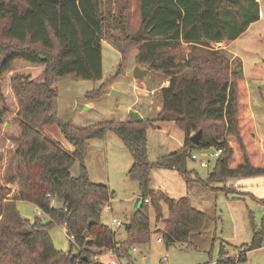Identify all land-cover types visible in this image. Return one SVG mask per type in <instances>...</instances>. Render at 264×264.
Listing matches in <instances>:
<instances>
[{"label": "trees", "instance_id": "obj_1", "mask_svg": "<svg viewBox=\"0 0 264 264\" xmlns=\"http://www.w3.org/2000/svg\"><path fill=\"white\" fill-rule=\"evenodd\" d=\"M102 2L0 0V123L11 119L13 123L5 129H15L19 138L15 149L17 189L11 199L0 196V264H103L99 255L107 249L127 255L131 245L148 240V203L153 205L155 220L163 223L155 230L161 231L159 237L166 243L189 245V233L199 231L205 220V213L194 208L187 196L174 198L148 187L153 166L146 142L150 118L111 119L87 126L56 118L54 81L68 75L88 80L102 77ZM234 3L138 0L135 61L168 78V84L159 89L161 108L155 117L175 120L184 132L183 146L155 164L174 168L188 178L186 159L193 150L220 148L206 180L196 172L192 177L207 186L228 177L264 176V139L254 126L243 71L239 63L232 65L222 49L258 17V7L251 0L256 16L228 34L222 11ZM124 40L131 44L132 38L112 37V45L122 56L127 46L119 41ZM208 123L216 125L209 128ZM52 124L59 127L72 149L45 134V127ZM198 129L202 133L194 145L190 135ZM106 130L115 132L130 151L133 162L128 174L140 188V206L123 223L126 239L121 242L100 220L112 191L105 183L91 181L83 162L87 140L102 137ZM76 161L78 174L72 176L70 168ZM8 190L0 185L1 195ZM53 199H59L61 205H53ZM17 200L33 203L48 220L22 217ZM160 201L166 204V216ZM59 224L70 239L67 251L57 249L49 235V229ZM263 240L264 222L253 228L250 244L234 255H226L221 243L214 264L243 261L246 251L259 247Z\"/></svg>", "mask_w": 264, "mask_h": 264}, {"label": "rangeland", "instance_id": "obj_2", "mask_svg": "<svg viewBox=\"0 0 264 264\" xmlns=\"http://www.w3.org/2000/svg\"><path fill=\"white\" fill-rule=\"evenodd\" d=\"M232 1L235 6L225 7L222 11V20L228 34L234 33L250 17L256 16L253 15L254 4H251V0ZM260 3L264 14V0ZM256 6L261 8L258 3ZM101 11L105 17L101 43L102 77L99 80H88L68 75L54 81L52 87L57 91L56 118L75 126H87L100 121L118 120L120 117L124 119L127 115L131 118L150 117L146 142L148 161L153 166L148 187L162 190L174 198L185 195L194 208L205 213L201 229L189 233V245L180 241L156 242V238L162 236V233L155 229H161L163 223L155 220L153 205L148 203V240L133 244L136 251L128 250L127 255L120 257V262L214 264L221 243L227 251L226 255L236 254L241 246L250 244L253 228H259L264 222V176L228 177L221 183H211L207 186L192 177L196 172L202 180H206L214 165L213 159L209 160L208 166L202 167L197 161L187 157L186 167L190 176L188 178L174 168L156 166L155 162L160 157L182 147L184 132L175 120L156 119L155 108L160 100L157 90L148 96H139L138 101L136 99L135 83L138 87L145 83L148 88H157L161 81L158 73L135 61V40L138 41L140 31L138 0H103ZM126 35H130L132 41L131 44L126 42L127 40L119 41L123 42L121 45L127 46V52L122 56L112 45V37L122 39ZM230 49L237 51L240 56L241 62L238 61L243 68L254 126L258 135L264 139V16L254 21L243 35L232 40ZM136 66L149 72L141 78H134L133 70ZM111 91H116L117 94L114 95ZM92 92L95 93L91 97ZM12 123L11 119L0 123V185L9 189L0 196L7 199H11L17 189L15 149L19 138L15 129L13 132L5 129ZM207 125L213 128L216 124ZM44 132L61 142L66 149H72V145L64 138L56 124L45 127ZM206 150L212 152L213 148ZM83 162L88 178L93 182L105 183L112 191L109 205L102 210L100 220L115 231L117 242L124 241L126 231L123 223L130 220L132 209L141 201L138 197L139 185L128 174L133 162L130 151L115 132L106 130L102 137H91L87 140ZM78 170L79 162L76 161L70 168L71 175L77 176ZM52 204L59 206L61 201L53 199ZM159 204L163 215L166 216L165 202L160 201ZM16 208L22 217L29 220L35 217L43 222L48 220L31 202L17 200ZM111 217H117L122 224L111 225ZM49 235L57 249L69 250L70 239L62 224L51 227ZM109 256L104 250L99 259L106 263ZM236 264H264V240L259 247L246 251V258Z\"/></svg>", "mask_w": 264, "mask_h": 264}, {"label": "crops", "instance_id": "obj_3", "mask_svg": "<svg viewBox=\"0 0 264 264\" xmlns=\"http://www.w3.org/2000/svg\"><path fill=\"white\" fill-rule=\"evenodd\" d=\"M256 1V3H258V6H260L261 8H259L258 7V17L255 19V20H253V21H251V22H249L248 24H247V26L245 27V29L242 31V32H240L235 38H237L238 36H241V35H243L245 32H246V30L253 24V22L254 21H256L258 18H261V17H263L264 16V14H263V10H262V5H261V0H255ZM260 16V17H259ZM234 38V39H235ZM233 39V40H234ZM103 41H105V40H103ZM231 42V41H230ZM230 42L226 45V46H223L222 47V49L225 51V53L229 56V58H230V61H231V63H232V65H234V64H237V63H239L240 64V62H241V59H240V56H239V54H238V52L237 51H235V50H231L230 49ZM238 60H240V62L238 61ZM240 67H241V64H240ZM145 69V68H144ZM241 69H243L242 67H241ZM147 70V69H146ZM243 71V70H242ZM149 71H147L146 72V74L148 73ZM155 72V71H154ZM156 73H158L160 76H159V79L161 80L159 83H158V87L157 88H148L146 85H145V83H143L141 86H137L136 85V83L134 84V87H135V89H136V93H137V97H136V99H137V101H138V99H139V96H142V97H145V96H148L149 95V93H153V91L155 92L156 90L159 92V89L162 87V86H166L167 84H168V78L167 77H165L164 75H162L161 73H159V72H156ZM145 74V75H146ZM160 99V98H159ZM129 108V107H128ZM161 108V100H159V104L156 106V110H155V114L158 112V110ZM141 118H143V117H145V116H140ZM126 118H129V116L127 115L126 116ZM126 118H124V119H126ZM131 118V117H130ZM150 118V117H149ZM122 117H120V119H118V120H124ZM184 139V138H183ZM184 141V140H183ZM182 146H183V143H182ZM139 197V196H138ZM141 198V197H140ZM110 201V200H109ZM136 202H138L137 200H136ZM140 202L141 201H139V203L138 204H136V206L132 209V211L134 212L135 210H137L138 208H139V206H140ZM109 205V204H108ZM107 205V206H108ZM110 220H111V218H110ZM111 223V222H110ZM111 225H113V224H111ZM121 225V224H120ZM113 226H119V225H113ZM159 237V236H158ZM157 239V238H156ZM156 242H161V241H157L156 240ZM104 250H102V252H103ZM136 251V250H135ZM101 252V253H102Z\"/></svg>", "mask_w": 264, "mask_h": 264}, {"label": "built area", "instance_id": "obj_4", "mask_svg": "<svg viewBox=\"0 0 264 264\" xmlns=\"http://www.w3.org/2000/svg\"><path fill=\"white\" fill-rule=\"evenodd\" d=\"M220 152H221L220 148H213L212 152H208L206 149H195L190 153V158L192 160L197 161L200 166L205 167V166H208L209 160L210 159L214 160L215 158H217L218 155L220 154ZM206 158H208V160H206ZM145 201H147V199H145ZM106 207H107V205L104 208H106ZM110 222L113 225L122 224V221L120 219H118L117 217H111ZM156 240L161 241L160 237H157ZM128 250L129 251H135L136 247L134 245L130 246ZM106 251L110 256H109V259L106 263L102 262L103 264H122L120 262V257L123 256V254L119 250L107 249ZM164 260H165V258H164ZM128 264H130V261H128Z\"/></svg>", "mask_w": 264, "mask_h": 264}, {"label": "water", "instance_id": "obj_5", "mask_svg": "<svg viewBox=\"0 0 264 264\" xmlns=\"http://www.w3.org/2000/svg\"><path fill=\"white\" fill-rule=\"evenodd\" d=\"M147 72L146 69H143V68H139V67H135V69L133 70V77L134 78H141L143 75H145ZM112 94H117L116 91H111ZM201 133H202V130L201 129H198L196 130L194 133H192L190 135V140L191 142L194 144V145H197L198 142H199V138L201 136Z\"/></svg>", "mask_w": 264, "mask_h": 264}]
</instances>
